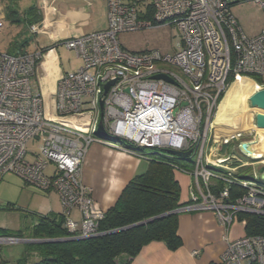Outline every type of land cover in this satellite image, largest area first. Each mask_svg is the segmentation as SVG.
<instances>
[{"label":"built area","instance_id":"built-area-1","mask_svg":"<svg viewBox=\"0 0 264 264\" xmlns=\"http://www.w3.org/2000/svg\"><path fill=\"white\" fill-rule=\"evenodd\" d=\"M106 2L105 29L62 40L61 44L76 50L81 65L59 76L50 102L35 82L43 49L0 53V178L12 172L41 191H56L65 228L74 238H87L99 233L105 216L95 205L92 189L82 181V166L93 143L148 160L158 156L157 151H191L195 167L186 173L193 179L192 196L178 211H213L218 217L227 244L220 261L213 264H264V236L232 239L229 235L238 213L264 214V176L257 166H264V160L252 161L240 149L241 138L253 140L256 129L228 137L215 125L230 77L264 78V26L258 35L247 36L232 12V6L242 2L264 12V0ZM42 5L43 10L56 11L46 1ZM2 14L0 7V20ZM167 24L178 28L181 36L172 55L130 51L118 41L122 32ZM45 26L44 21L31 24V31L40 34ZM260 87L264 89V84ZM100 123L106 136L98 132ZM214 131L218 148L236 139L237 149L211 159L208 149ZM42 136L40 152L29 155L28 143ZM50 165L54 166L51 174L46 171ZM247 165L256 167L254 180L234 173ZM218 180L226 185L217 188ZM233 184L246 188L235 200L230 199ZM30 239L0 234V251L6 244Z\"/></svg>","mask_w":264,"mask_h":264},{"label":"trees","instance_id":"trees-1","mask_svg":"<svg viewBox=\"0 0 264 264\" xmlns=\"http://www.w3.org/2000/svg\"><path fill=\"white\" fill-rule=\"evenodd\" d=\"M36 14L31 24L42 20V13ZM251 77L258 84H264L263 77ZM233 81H236L234 76L228 80L229 83ZM156 154L158 156L149 159L147 169L129 181L116 204L105 212L97 235L76 239L65 228L62 212L45 215L31 212L37 223L26 227L29 229L16 232L3 229L0 234L57 241L26 243L21 257L11 262L2 257V248L1 264H130L142 248L153 241H162L171 250L181 247L183 241L178 233L177 210L185 202H181V187L176 172L188 174L186 170L194 169L195 159L191 154L175 155L168 150L157 151ZM252 179H255L254 173L253 178L244 180ZM217 182V188L226 185L223 181ZM230 191V199L235 200L246 193V188L233 184ZM163 214V217L153 221L126 228ZM235 221H244L242 236H264V214L240 212Z\"/></svg>","mask_w":264,"mask_h":264},{"label":"crops","instance_id":"crops-1","mask_svg":"<svg viewBox=\"0 0 264 264\" xmlns=\"http://www.w3.org/2000/svg\"><path fill=\"white\" fill-rule=\"evenodd\" d=\"M45 1L56 11L53 8L43 10L44 1L42 2L40 10L43 18L40 22L44 21L46 26L45 31L38 34L40 43L37 48L47 49L43 52L35 82L48 98L50 93L55 92L59 76L65 72L56 51L57 45L65 38L105 29L108 20L101 29H92L88 22L93 19L95 5L98 7L102 4L105 18L108 8L106 0H65L58 6L57 0ZM2 15L4 18L5 13ZM51 99L52 95L49 101ZM145 166L138 162L136 156L118 147L96 142L90 146L85 157L82 181L92 189L95 205L106 212L116 204L129 181L145 171ZM176 177L181 187V202H187L192 196L193 179L189 174L180 172H176ZM41 192L42 201L37 207L39 210H29L31 214L29 226L37 223V218H32L31 212L45 215L61 213L63 210L60 196L56 191ZM73 215L76 218L80 217L76 210L73 211ZM244 225L243 222L235 221L229 232L230 238L241 237L244 234ZM3 229L10 230L0 227V230ZM19 230L21 229L16 231ZM178 233L183 241L178 249L171 250L164 242L153 241L145 245L130 264H213L220 261L227 242L224 238L225 228L213 211L180 212ZM194 251H198V254H194ZM2 257L8 262L17 259L4 253Z\"/></svg>","mask_w":264,"mask_h":264},{"label":"rangeland","instance_id":"rangeland-1","mask_svg":"<svg viewBox=\"0 0 264 264\" xmlns=\"http://www.w3.org/2000/svg\"><path fill=\"white\" fill-rule=\"evenodd\" d=\"M43 1L45 0H0L2 13H5V17L0 20V53L21 54L35 52L38 49L39 35L31 31V20L36 18L37 12H41L39 9ZM64 1L57 0L56 5H60ZM232 12L238 19L244 34L252 37L261 32L264 26V12L257 6L250 2H242L233 5ZM92 15L93 19L88 22L92 29H101L108 20V10L105 18L102 4L98 7L95 5V11L92 12ZM92 24H94V28ZM118 41L123 48L130 51H159L162 56H166L172 55L178 50L181 36L178 28L167 24L142 28L133 32H122L118 35ZM46 49L47 47L44 51ZM56 51L65 72L76 70L81 65L76 50L60 44L57 45ZM164 67L175 70L169 65H164ZM256 84L255 80L242 77V79L230 85V90L234 95L227 97L230 87L224 95L219 112H217V126L227 133L228 137L233 134L238 135L241 132H250L256 126L255 111L258 112V108L252 107L249 100L250 96L247 95L246 97L248 89ZM218 133L221 134L222 132L218 130ZM215 134L214 131L208 149V154L212 151L213 156L210 157L211 159L216 160L225 157L227 153L237 149L238 141L236 139L232 140L227 147L218 148L216 142H213ZM250 138L252 137L246 136L242 137L241 140L247 141ZM42 139L43 136L36 137L28 143L29 155L34 156L33 154L40 152ZM220 139L221 137H219ZM147 152L151 151L147 150ZM136 159L139 163L146 165V170L149 160L139 156H136ZM29 160H32V157H29ZM259 164L257 166L261 168ZM255 168L253 165H247L244 168H238L234 173L239 178L251 179ZM46 171L50 174L53 173L54 166L50 165ZM40 194L42 192L39 189L32 184L25 183L18 175L12 172L5 173L0 178V204L3 206L0 209V227L8 228L13 232H16L17 229H29L26 228L30 227L29 224H31L29 210L37 211V207L42 201ZM24 248V243L6 244L3 246V253L6 256H14L18 259L23 254Z\"/></svg>","mask_w":264,"mask_h":264},{"label":"water","instance_id":"water-1","mask_svg":"<svg viewBox=\"0 0 264 264\" xmlns=\"http://www.w3.org/2000/svg\"><path fill=\"white\" fill-rule=\"evenodd\" d=\"M155 78H158V79L159 78H165L167 80L172 81V79H170L167 76H163V75H156ZM111 84H113V82H110L109 84L106 85V87H105L106 92L109 89ZM249 100H250V103L253 107L258 108V112H257L256 117H255L256 128L264 129V89H260V90H257L256 92H254L250 96ZM98 132L104 136H106V134H107L102 123L99 124ZM263 137H264V133L263 134L259 133L258 130L256 129L253 140L241 142V144H240L241 152L243 154H245L247 157H249L252 161L260 162V161L264 160V151H262V152L259 151V153H257L258 149L256 148V146L258 145V143L261 141V139ZM169 152L172 154H175V155H184V156L190 155L192 153L191 151L181 152V151H175V150H170ZM260 173L264 176V166H262L260 168ZM164 215L165 214L153 217L149 220L128 226L126 228L145 224L147 222H150V221H153V220L158 219L160 217H163ZM59 240H66V239H59ZM51 241H57V239H30L28 242L29 243H45V242H51Z\"/></svg>","mask_w":264,"mask_h":264},{"label":"bare ground","instance_id":"bare-ground-1","mask_svg":"<svg viewBox=\"0 0 264 264\" xmlns=\"http://www.w3.org/2000/svg\"><path fill=\"white\" fill-rule=\"evenodd\" d=\"M242 77H246V78H249V79H252V78H250V77H248V76H242ZM242 77H240V78H238V79H236V81H238V80H240V79H242ZM254 80V79H253ZM235 81V82H236ZM234 82V83H235ZM234 83H232V84H234ZM230 88H229V90H228V93H227V97H230V95H234L231 91L232 90H230L231 89V86H229ZM233 89V88H232ZM261 89V87H260V85L257 83L256 85H254V86H252L250 89H248V91H247V93H246V97H247V95H248V97L249 96H251L254 92H256L257 90H260ZM50 95H52V93H50L49 95H48V99H49V97H50ZM250 98V97H249ZM50 102V101H49ZM222 102V101H221ZM253 107V106H252ZM253 108H255V107H253ZM219 109H220V106H219ZM219 109H218V112H219ZM217 119H218V113H217V117H216V121H215V125H217ZM254 129H257L258 130V132L259 133H264V129H258V128H256V126H254ZM256 148L258 149V152L257 153H259V151H264V137L261 139V141L258 143V145L256 146ZM168 151H170V150H168ZM176 151V150H175Z\"/></svg>","mask_w":264,"mask_h":264}]
</instances>
